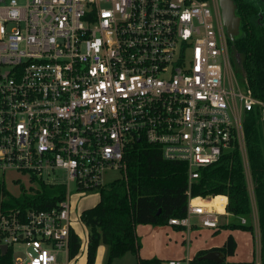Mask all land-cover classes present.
<instances>
[{"label": "built area", "instance_id": "1", "mask_svg": "<svg viewBox=\"0 0 264 264\" xmlns=\"http://www.w3.org/2000/svg\"><path fill=\"white\" fill-rule=\"evenodd\" d=\"M250 111L264 121L231 69L215 0H0V186L65 187L50 209L0 212V246L12 264H72L71 185L103 187L140 138L184 163L190 184L240 146ZM214 198L188 195L168 225L216 230L231 215Z\"/></svg>", "mask_w": 264, "mask_h": 264}, {"label": "trees", "instance_id": "2", "mask_svg": "<svg viewBox=\"0 0 264 264\" xmlns=\"http://www.w3.org/2000/svg\"><path fill=\"white\" fill-rule=\"evenodd\" d=\"M205 1V0H199ZM235 15L240 18L239 34L227 41L230 58L235 66L238 82L250 95L264 102V0H232ZM243 141L251 178L254 182L255 204L260 231V263L264 264V121L256 111L243 114ZM124 167L120 178L100 187L98 202L80 213L79 219L87 228L85 264H94L100 244L107 247L106 264L131 253L137 264H161L159 259H142L138 256L140 241L135 233L137 225L168 226L173 218L186 214L187 198L214 197L210 207L222 211L227 200L226 212L240 218L250 215V203L241 153L237 141L224 152L219 160L199 170L198 179L188 184L186 165L163 159L161 151L142 138L131 141L123 155ZM39 187L20 188L17 196L0 186V212L46 210L57 206L64 199L65 187L38 182ZM221 227L252 233L251 224L226 223ZM175 230H183L174 227ZM81 248L77 233L71 229L68 251L76 258ZM226 257L234 255L236 242L228 234L219 248ZM209 250L198 251L191 264H216L198 260ZM0 264H12L9 251L0 254ZM252 264V263H250Z\"/></svg>", "mask_w": 264, "mask_h": 264}, {"label": "rangeland", "instance_id": "3", "mask_svg": "<svg viewBox=\"0 0 264 264\" xmlns=\"http://www.w3.org/2000/svg\"><path fill=\"white\" fill-rule=\"evenodd\" d=\"M18 3H24L25 0H17ZM230 65L232 71L235 73V66L230 58ZM239 150L241 153V160L243 163V171L245 173L246 185L250 203V215L244 219L252 226V233L239 229L228 230L221 225L226 223H239V218L235 216H220L219 226L216 230H209L202 228L196 218L191 220L194 227L187 233L186 230H175L174 227L168 226H152V225H137L135 233L140 241V249L138 256L142 259L156 258L161 262H165L171 258L183 259L187 255H194L198 248L208 245H221L227 234H231L237 240L236 250L233 256L226 257L225 262L234 264H250L255 258H260V231L258 226V217L255 204L254 182L251 178L247 156L244 147L243 138L240 142ZM57 177L63 178V172L57 171ZM120 173L108 172L105 175L106 183H110L113 179L120 178ZM8 186V185H6ZM12 195L17 196L20 193L21 187H5ZM28 189L29 187H24ZM37 189L38 187H34ZM70 204H71V224L73 230L77 233L81 248L75 261L72 264H85V244L87 241V228L79 219L80 213L92 206L99 200L98 190L78 191L71 185L69 187ZM208 198H203L208 200ZM235 240V239H234ZM201 251V250H198ZM253 252V255H252ZM146 256V257H144ZM194 257V256H193ZM190 257L189 259H192ZM259 260V259H258ZM107 261V247L103 244L97 249L96 260L94 264H106ZM111 264H137L136 257L131 253H126L121 258L114 259ZM258 264L259 263L258 261Z\"/></svg>", "mask_w": 264, "mask_h": 264}, {"label": "water", "instance_id": "4", "mask_svg": "<svg viewBox=\"0 0 264 264\" xmlns=\"http://www.w3.org/2000/svg\"><path fill=\"white\" fill-rule=\"evenodd\" d=\"M219 8V16L224 34L229 41H233L239 34L240 18L235 15L236 5L232 0H216ZM6 245L0 246V254L6 253ZM198 260L212 261L216 264L224 262V255L220 251L209 250Z\"/></svg>", "mask_w": 264, "mask_h": 264}, {"label": "crops", "instance_id": "5", "mask_svg": "<svg viewBox=\"0 0 264 264\" xmlns=\"http://www.w3.org/2000/svg\"><path fill=\"white\" fill-rule=\"evenodd\" d=\"M227 235H228V234H227ZM226 237H227V236H226ZM226 237H225V238H226ZM233 238L235 239L236 246H237V240H236V238H235L234 236H233ZM224 240H225V239H224ZM224 240H223V242H224ZM222 244H223V243H222ZM222 244H221V245H211V246H210V245H208V246L206 245V246H204V248H203V247L198 248V250H209V249H213V248H219V247L222 246ZM198 250H197V252H198ZM138 253H139V252H138ZM195 254H196V253H195ZM195 254H194V255H195ZM194 255L189 256V255H188V249H187V255H186L187 258L193 257ZM252 255H253V252H252ZM144 257H146V256H144ZM186 257H185V258H186ZM171 259H176V258H171Z\"/></svg>", "mask_w": 264, "mask_h": 264}, {"label": "flooded vegetation", "instance_id": "6", "mask_svg": "<svg viewBox=\"0 0 264 264\" xmlns=\"http://www.w3.org/2000/svg\"><path fill=\"white\" fill-rule=\"evenodd\" d=\"M215 4H216V9L218 10V13H219V8H218V5H217V3H216V0H215ZM235 10H236V9H235ZM226 41H228L227 38H226ZM227 45H228V43H227ZM228 50H229V46H228Z\"/></svg>", "mask_w": 264, "mask_h": 264}]
</instances>
